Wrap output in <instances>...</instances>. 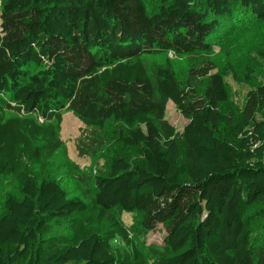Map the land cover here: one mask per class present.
I'll return each instance as SVG.
<instances>
[{
  "label": "trees",
  "instance_id": "trees-1",
  "mask_svg": "<svg viewBox=\"0 0 264 264\" xmlns=\"http://www.w3.org/2000/svg\"><path fill=\"white\" fill-rule=\"evenodd\" d=\"M257 23L264 0H0V179L17 181L0 264H264V80L241 105L227 80L264 62L257 46L239 64L231 45ZM64 112L132 156L92 178L90 201L48 174ZM116 209L165 224V254L151 260Z\"/></svg>",
  "mask_w": 264,
  "mask_h": 264
},
{
  "label": "rangeland",
  "instance_id": "rangeland-1",
  "mask_svg": "<svg viewBox=\"0 0 264 264\" xmlns=\"http://www.w3.org/2000/svg\"><path fill=\"white\" fill-rule=\"evenodd\" d=\"M146 3L149 9L153 10L157 0H146ZM253 24H248L247 27H238L233 33L234 39L231 45H233L234 58L239 64H243L257 46L264 50V26L259 23ZM169 57L173 59L178 77H185L187 67L184 60L172 53L169 54ZM161 60V56L149 57L148 63L152 64V62H160ZM219 60H222V57ZM224 62L221 61V63ZM254 67L253 78L249 83H237L233 81L231 75L227 77L231 84L233 103L241 105L247 90L264 80V62L255 57ZM163 100L165 99L163 98ZM164 104L167 120L176 128L178 133L182 132L188 120L171 101L165 100ZM62 116L59 134L62 140V148L56 153L48 174L57 177L73 193L90 201L93 188L92 178L97 174H107L109 162L113 157L126 156L130 159L132 156L112 144L108 127L103 131L86 127L71 112H64ZM82 145L84 146L80 148ZM69 171H71V177ZM74 175H78L80 178L77 179ZM16 190L17 181L14 177L0 179V215L3 212L5 200L10 194L16 193ZM261 209L263 207L255 205L250 211L258 212ZM112 213L127 227L134 243L145 251L151 260L152 257L165 254L167 251L164 242L165 224H159L152 231H143L140 228L139 214L127 213L120 209L113 210ZM50 233L60 234L63 231L62 228H54Z\"/></svg>",
  "mask_w": 264,
  "mask_h": 264
}]
</instances>
